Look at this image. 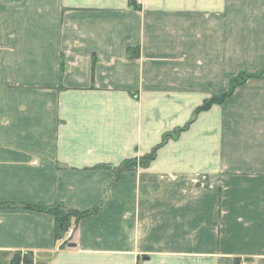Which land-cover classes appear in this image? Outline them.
<instances>
[{
  "label": "crops",
  "instance_id": "obj_1",
  "mask_svg": "<svg viewBox=\"0 0 264 264\" xmlns=\"http://www.w3.org/2000/svg\"><path fill=\"white\" fill-rule=\"evenodd\" d=\"M263 70L264 0H0V264H264V72L159 146Z\"/></svg>",
  "mask_w": 264,
  "mask_h": 264
},
{
  "label": "trees",
  "instance_id": "obj_2",
  "mask_svg": "<svg viewBox=\"0 0 264 264\" xmlns=\"http://www.w3.org/2000/svg\"><path fill=\"white\" fill-rule=\"evenodd\" d=\"M263 72H264V70L258 74H249L246 72H242V73L238 74L236 77L232 78L229 91L226 93L219 94V95H213L210 98H208L207 100H205V102L197 108V110L195 111L193 119L189 123H191L193 120H195V118L197 117V115L200 112L209 110L213 105L222 104L228 97H230L233 94L234 90L238 86L243 84L249 78L260 76ZM177 136H178V132L175 134L174 133L173 134H167L165 136L163 142L167 141L170 138H176ZM164 143H162V144H164ZM148 159H151V158L149 157ZM147 162H148V160H142L140 164L141 165H147ZM135 167H137L136 161H127L125 163V168H135ZM25 207L28 209L43 211V212H47V213L54 215V217L56 218V238L58 240H61L65 237V235L68 232L73 221L77 222V220H79L81 217L88 215V214L96 213L98 210V207H94L90 211L80 212V211L68 210L59 204L54 205L52 207H43V208L42 207L29 206V205H27ZM22 261H24L27 264L32 263L31 255L25 254L24 256H22V255L18 254L14 257L12 263L13 264H20V262H22Z\"/></svg>",
  "mask_w": 264,
  "mask_h": 264
},
{
  "label": "rangeland",
  "instance_id": "obj_3",
  "mask_svg": "<svg viewBox=\"0 0 264 264\" xmlns=\"http://www.w3.org/2000/svg\"><path fill=\"white\" fill-rule=\"evenodd\" d=\"M235 91V90H234ZM201 106V105H200ZM195 119H197V118H195ZM190 125H191V123H187L186 125H184V126H182V127H179V128H177V129H175V130H173V131H171V132H168V134H175V133H177L178 132V136L176 137V138H178L182 133H184V132H186L189 128H190ZM167 135V134H166ZM165 135V136H166ZM165 136H164V138H165ZM164 138H163V140H164ZM176 138H170V139H168L167 141H164L165 143H167V142H169L170 140H174V139H176ZM163 140H162V142H161V144L159 145V146H161V145H164L165 143L163 142ZM162 143H164V144H162ZM150 158H152L153 157V154H151V156H149ZM148 157V158H149ZM129 161H136V163H137V160H129ZM142 161V160H141ZM141 161L139 162V163H141ZM141 165V164H140Z\"/></svg>",
  "mask_w": 264,
  "mask_h": 264
},
{
  "label": "built area",
  "instance_id": "obj_4",
  "mask_svg": "<svg viewBox=\"0 0 264 264\" xmlns=\"http://www.w3.org/2000/svg\"><path fill=\"white\" fill-rule=\"evenodd\" d=\"M10 264H13V263H10ZM20 264H25V263H20ZM30 264H36V263H30Z\"/></svg>",
  "mask_w": 264,
  "mask_h": 264
},
{
  "label": "water",
  "instance_id": "obj_5",
  "mask_svg": "<svg viewBox=\"0 0 264 264\" xmlns=\"http://www.w3.org/2000/svg\"><path fill=\"white\" fill-rule=\"evenodd\" d=\"M72 246V245H71Z\"/></svg>",
  "mask_w": 264,
  "mask_h": 264
}]
</instances>
